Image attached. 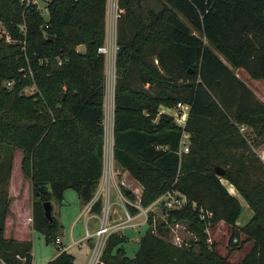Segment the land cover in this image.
<instances>
[{
	"label": "trees",
	"instance_id": "obj_1",
	"mask_svg": "<svg viewBox=\"0 0 264 264\" xmlns=\"http://www.w3.org/2000/svg\"><path fill=\"white\" fill-rule=\"evenodd\" d=\"M118 4L113 157L143 186L138 200L120 185L127 210L135 215L136 202L147 208L167 192L185 199L175 208L159 204L166 220L154 226L149 216L134 256L128 237L112 232L100 264H231L209 242L208 229L221 222L232 228L230 244L242 235V245L253 242L238 264H264V161L255 151L264 142V102L235 72L264 79V0ZM106 9L107 0H51L45 18L22 0H0V22L13 38L0 36V256L8 264H22L18 254L33 260L31 240L5 236L16 151L31 184L32 228L59 250L47 264H76L56 242L64 226L54 214L46 218L43 202H62L73 188L87 205L104 174L106 56L98 48L106 42ZM31 85L35 92L25 94ZM178 102L191 106L190 148L182 154V128L160 109ZM225 180L253 211L243 226V206ZM102 209L99 197L91 211ZM182 222L195 235L188 246L167 235Z\"/></svg>",
	"mask_w": 264,
	"mask_h": 264
},
{
	"label": "rangeland",
	"instance_id": "obj_2",
	"mask_svg": "<svg viewBox=\"0 0 264 264\" xmlns=\"http://www.w3.org/2000/svg\"><path fill=\"white\" fill-rule=\"evenodd\" d=\"M7 27L3 22H0V30L4 31L7 30ZM117 39H118V30H117ZM118 46V45H117ZM114 51V50H113ZM116 53L117 51L113 52V62H114V56H115V62H116ZM115 65V63H113ZM106 86L107 88L111 89L110 94L105 93V118H104V128H105V150H104V164H105V175L102 177L99 187L96 190V196L101 197L103 200V209L101 212V219L105 220L108 218L109 224H119L118 228L116 230H113L114 232H120L125 233V235L128 237V240L124 244L128 255L134 256L135 252L139 248V242L136 241V238H140L145 231L149 228V225L147 223L149 216L152 214L155 217V225L159 220H166V209L165 207L160 206L162 202H166V198L162 197L159 198L157 201V204L155 207L152 208H143L140 206L138 202L137 205H139L141 208H143L145 211L141 210L140 213L136 216H132L131 220H128L127 213H126V204L128 202V199L125 198L122 194V191L120 189V185L123 184L128 189L132 190L136 194L137 189L134 187V182L130 177L124 178L122 174H119V171H117V164L114 163V157H113V130H114V119H115V88H116V67H115V75L111 73V78H109V72L108 77L106 76ZM35 87L33 85L27 86L24 88L25 94L33 93L35 92ZM256 95V94H255ZM258 98V97H257ZM260 101L264 102L262 98H258ZM165 106H162L160 109L163 110ZM171 109L170 112L173 114L175 113V108L172 107H166ZM164 112V111H162ZM168 112V111H167ZM170 114V113H168ZM264 149V142L255 146V151L259 154ZM21 151H16V154L20 157ZM22 154V153H21ZM123 171V169H121ZM21 169L19 167H15L14 169V178H19V172ZM115 171V178L113 177ZM19 175V176H18ZM129 175V174H128ZM131 175V174H130ZM133 177V176H132ZM126 184H124L122 181ZM16 188H13L11 190L9 186V195L12 197V200L19 197L20 198V204H25V207L28 209H32V197L31 193H29V181L28 178L24 177L23 179H19V181H15ZM11 184V180H10ZM135 190V191H134ZM232 191L234 194H237L234 187H232ZM32 192V190H31ZM15 194V195H14ZM241 197V196H240ZM138 198V197H137ZM96 199V200H97ZM140 198H138L139 200ZM242 202L244 204L242 214L239 218V223L241 226L245 225L246 222L250 219L248 216V212H251L246 201L241 197ZM172 200V199H169ZM116 202V204H115ZM53 203V214L54 216L59 220L60 218V210L62 212V216L67 223L69 220H71V217L73 215H76V212L78 209L82 208V202L79 198L78 192L73 188H68L64 192V201L58 202L54 199H52ZM166 204V203H165ZM167 205V204H166ZM168 206V205H167ZM174 207H168V208H175ZM129 212V211H128ZM31 217V212H30ZM100 219H96V221L89 222L87 224V227L91 232H93L98 226L101 225ZM73 221V220H72ZM71 221V222H72ZM70 222V224H71ZM85 222L86 218L85 216L80 217L76 223V228L83 231V234L86 233L85 228ZM88 222V221H87ZM96 222V223H94ZM70 224L67 225V228H70ZM134 224V225H133ZM32 226V225H31ZM134 228L137 229V231H134ZM64 229V227H63ZM98 230V229H97ZM96 230V231H97ZM134 233V235H132ZM91 236L87 237V239L93 240V247L90 248L89 253L86 256L79 255L77 256V260L79 264H88L92 257V253L95 247V243L97 241V236L94 233H90ZM94 234V235H93ZM232 234V228L225 223H219L216 227L208 229V237L209 242L215 244V249L218 251L219 254L222 256L228 257V260L231 264H238L246 253L250 250V248L253 245L252 241L246 242L244 245H242L243 240L246 238L245 235H242L241 238L238 240L234 239V244H230V238ZM167 235L169 239L178 244H184L188 246L189 240L195 239V235L188 229L187 223H178V224H172L167 229ZM35 236V237H34ZM33 239V251L35 255V262L34 264H42L43 261L41 259L50 258L53 254L57 253L59 250L57 248V245L52 243H46L44 236L42 233L38 231H33V235L31 236ZM63 247V246H62ZM72 252V250H70Z\"/></svg>",
	"mask_w": 264,
	"mask_h": 264
},
{
	"label": "crops",
	"instance_id": "obj_3",
	"mask_svg": "<svg viewBox=\"0 0 264 264\" xmlns=\"http://www.w3.org/2000/svg\"><path fill=\"white\" fill-rule=\"evenodd\" d=\"M116 11H117L116 5L112 1L107 0V9H106V42L107 43L106 44H109L111 46V49L114 51H117V49H118V46H117V22H118V20L116 18ZM80 49L83 50V47L81 46ZM223 60L226 63H228L224 58H223ZM114 63H115V65H114V70H115L116 62H114ZM108 65H109L108 62H106V72H107ZM235 72H236L238 77L243 79V81L249 86V88L254 92V94H256V96L258 98H260V99L262 98V100H264V79H254V78L250 77V75L247 73V71L243 68H237V69H235ZM170 110L171 109L164 107L162 111H164L165 113L173 114L172 112H170ZM246 130H250V128L246 127ZM113 143H114V141H113ZM21 160H22V154L20 153V157H19V155L16 154L14 157L11 184L9 185L11 190H13V188H16L15 186H17L15 181H19L20 177H21V179L24 178L22 171H20V172L18 171L19 175H20V176L18 175L19 178L18 177L14 178V175H13V174H15L14 173L15 167H19L21 169ZM114 163H115V160H114ZM117 171H119V174H122L124 178L130 177L132 179V181L134 182V187L137 189L136 196L138 198H140L141 194L143 192V186L134 177H132V175H130V173L128 171H126V170L122 171L119 167H117ZM113 172H114V175H113V177H114L115 171H113ZM122 182L124 184H126L124 182V180ZM224 182L226 183L229 191L232 194H234L232 191V187H234V186L226 180ZM234 189H235V187H234ZM235 191H236V189H235ZM29 193H31V197H32L31 184L30 183H29ZM236 193L237 194H234V195H236L240 199L242 206H244L239 193L237 191H236ZM96 199H97V197L93 198L94 202L96 201ZM184 199L185 198L183 197L182 200H184ZM115 204H116V202H115ZM156 205H157V201L154 202L153 204H151L149 206V208L153 209V207H155ZM10 209H11V211L7 217V220H6L5 236L7 238H14V239L20 240V241H28V240L32 241L33 239L31 238V236L33 235V231L35 233V230L31 226L32 225V209L26 208L25 204H23V206H22V203L20 204V198L19 197L12 200ZM249 209L251 212H248V216L251 218L253 215V211L250 207H249ZM30 212H31V217H30ZM139 213H137L133 216H136ZM100 215L101 214L93 213L91 211V206H89V204H87V205L82 204V208L78 209L76 212V215H73L71 217V220H69L66 223L63 216H62V212L60 210L59 221L64 226L63 233H62V235L59 236L60 240H61V244L64 248H66L65 250H67L68 252H70V250H72L71 253L75 255L76 264H79V262L77 260V256H79V255L86 256L89 253L90 248L93 247V244H92L93 240L87 239L86 233L83 234V231L81 232L80 230H78L76 228V226H77L76 221L80 217L85 216V218H86V222H85L86 232L88 231L90 233H95L96 230L99 229L100 226H98L93 232H91L89 230V228L87 227V224L89 222L91 223L93 221H96V219H100V221H101L102 219L100 218L101 217ZM70 222H71V224H70ZM96 222H94V223H96ZM221 223H224V222H221ZM69 224H70V228L68 229L67 225H69ZM237 224L239 226H241L239 223V220L237 221ZM134 231L136 232L137 229L134 228ZM123 234H125V233H123ZM132 235H134V233H132ZM140 238H141V236H140ZM140 238L137 237L136 241L139 242ZM44 239H45V236H44ZM33 247H34V245H33ZM58 253H59V251L57 253L53 254L50 258L41 259V261H43L42 264H47L48 261H50L52 258H54ZM32 256H33L32 264H34L35 255H34L33 248H32Z\"/></svg>",
	"mask_w": 264,
	"mask_h": 264
},
{
	"label": "built area",
	"instance_id": "obj_4",
	"mask_svg": "<svg viewBox=\"0 0 264 264\" xmlns=\"http://www.w3.org/2000/svg\"><path fill=\"white\" fill-rule=\"evenodd\" d=\"M51 0H22V2L26 5V6H32L34 8H36V10H38L45 18L49 17V4H50ZM112 1L115 5H116V18L118 20L119 16H120V8H119V0H110ZM118 25V22H117ZM42 28L47 27V24L44 23V25L41 26ZM26 26L22 25L21 26V30H26L25 29ZM0 36H4L5 39L10 42L13 41V38L11 36V34L7 31H1L0 30ZM107 42H105L104 45L100 46L98 48V52L104 54L106 56V62H108V68H107V72H106V76L108 77V72H109V78H111V73H113L115 75V70H114V65L112 64L113 62V50L111 49V46L109 44H106ZM114 62H115V56H114ZM113 62V63H114ZM60 63H62V60H60ZM14 84V81H6L5 85L8 87H12ZM111 89L107 88L106 86V95L107 93L110 94ZM175 108V113L174 114H170L173 116L175 122L182 128V136H181V141H180V149H179V153H187L189 152V148H190V138H191V134L190 132L185 128L186 124H187V120L190 114V109L191 106L187 103H183V102H178L177 105L174 107ZM240 131L242 133H244L246 131V127L245 126H241L240 127ZM260 157L262 158V160L264 161V149L262 150V152L259 153ZM105 175V170H104V174ZM178 193L176 192H167L165 195H163L162 197H165L166 200V204L169 207H174L175 205L178 206L181 204V199H179L177 197ZM161 197V198H162ZM172 199V200H169ZM159 200V199H158ZM157 200V201H158ZM94 203V200H92L89 203V206H92ZM159 204V203H158ZM157 204V205H158ZM136 206H138L140 208V211L143 210L145 211L143 208H141L139 205L136 204ZM127 213V217L128 220L132 219L131 214L128 212V210L126 211ZM119 224H109L108 223V218L105 220H102L101 225L99 227V229L94 233L97 236V241L95 243V247L92 253V257L90 259V261L88 262V264H100V257L102 254V250L105 244V241L107 239V237L114 232L113 230H116L118 228ZM93 234V235H94ZM86 236L89 237L91 236L90 232H86ZM237 240V239H235ZM56 242L59 244L61 243L60 237L57 238ZM62 249H66L64 247H62ZM17 258L19 260H21L22 264H32V263H28L27 262V258L25 256H21L20 254L17 255ZM0 264H8L6 263L2 257L0 256Z\"/></svg>",
	"mask_w": 264,
	"mask_h": 264
},
{
	"label": "water",
	"instance_id": "obj_5",
	"mask_svg": "<svg viewBox=\"0 0 264 264\" xmlns=\"http://www.w3.org/2000/svg\"><path fill=\"white\" fill-rule=\"evenodd\" d=\"M214 170L220 176L223 175L225 172V169L223 167H221L220 165H216L214 167ZM177 197L182 200L184 196L181 194H178ZM43 209H44V214H45L46 218L50 221H53V203H52V201L51 200L44 201L43 202Z\"/></svg>",
	"mask_w": 264,
	"mask_h": 264
}]
</instances>
